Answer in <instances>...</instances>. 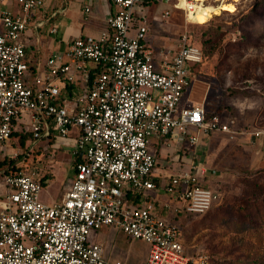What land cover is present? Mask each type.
I'll list each match as a JSON object with an SVG mask.
<instances>
[{"label":"built area","instance_id":"obj_1","mask_svg":"<svg viewBox=\"0 0 264 264\" xmlns=\"http://www.w3.org/2000/svg\"><path fill=\"white\" fill-rule=\"evenodd\" d=\"M152 1L112 0L100 35L75 37L65 50L34 59L26 32L44 0H0V151L12 144L17 158L24 134L33 144L73 134L77 157L71 187L54 204L42 200L33 172L4 175L0 264H113L92 237L105 226L148 242L145 264H218L209 251H187L181 228L161 212L169 203L149 194L158 190L156 143L196 145L208 134L233 132L231 120L205 104L183 103L203 51L184 33L171 58L156 53L150 22L134 14ZM252 134L264 149V129ZM160 186L187 213L207 212L222 195L190 171L166 174Z\"/></svg>","mask_w":264,"mask_h":264},{"label":"rangeland","instance_id":"obj_2","mask_svg":"<svg viewBox=\"0 0 264 264\" xmlns=\"http://www.w3.org/2000/svg\"><path fill=\"white\" fill-rule=\"evenodd\" d=\"M162 1L134 8L135 19L146 16L150 22L151 34L171 33L173 42L169 46L159 45L158 38L154 39L161 51L173 55L184 33L203 51V61L195 69L183 103L205 104L210 112L220 113L233 125L232 133L215 132L196 145L188 141L155 144L158 166L174 174L199 173L203 184L222 194L207 212L187 213L173 208L167 217L181 228L190 253L204 249L218 264H264V149L261 139L252 134L264 129V0H238L234 11L215 13L202 24L189 21L184 9ZM242 129L248 133L234 131ZM46 140H37L40 146L35 147L31 141L25 147L28 139L24 144L20 140L24 148L15 160L37 177L50 175L41 194L54 195L58 192L56 174L57 180L62 176L70 180L75 167L69 166L70 146L63 144L60 148L56 138L50 143ZM7 147L11 152L12 144ZM6 168L0 166V170ZM162 210L166 216L168 208ZM103 232L110 238L103 241L100 235L97 239L103 241L104 255L110 263L122 260L145 264L148 242L129 238L111 226L103 227L100 234Z\"/></svg>","mask_w":264,"mask_h":264},{"label":"crops","instance_id":"obj_3","mask_svg":"<svg viewBox=\"0 0 264 264\" xmlns=\"http://www.w3.org/2000/svg\"><path fill=\"white\" fill-rule=\"evenodd\" d=\"M156 1V0H153ZM197 1V0H195ZM165 4L174 5V8H182L181 0H177L179 4L178 7L175 6L171 0H163ZM7 7L13 6L12 4H6ZM14 8H17L14 6ZM89 8V10H87ZM114 11V6L112 0H44L43 6L36 11L31 19V25L27 29L26 37H27V52L28 55L34 59L42 58L45 59L48 55L63 51L67 48L69 41L78 36L85 35H100L104 30L108 28V18ZM193 16V15H192ZM192 16H189L190 18ZM192 19V18H191ZM192 22H194L192 20ZM199 23V22H195ZM202 24V23H199ZM159 41V45L163 44L164 46H169V42H173V38L171 37V33L169 31L160 32L159 35L151 34V26L148 34V43L153 48V50L158 54L161 52L160 46L154 42V39ZM170 38L172 40H170ZM162 45V46H163ZM176 45V44H173ZM160 51V52H159ZM163 56H167L171 58L172 55L170 52L163 51ZM158 58L160 59L159 55ZM69 89L70 93L77 91ZM213 134V133H212ZM209 135V134H208ZM211 135V134H210ZM204 138V137H203ZM202 138V139H203ZM201 139V141H202ZM29 141L28 140V144ZM55 141H60L58 145L60 148L65 146L71 147V164L69 166L75 167V162L77 157L73 154V147L71 142L75 143L74 135L72 134L70 137H56ZM177 142V140L170 139V142ZM35 147L36 145H32ZM164 146V145H163ZM16 147V145H14ZM13 148V147H12ZM43 148L45 149L44 145ZM14 150L10 152L9 149H4L0 151V157L4 159L6 157L10 158V154ZM53 151V149H52ZM65 152V151H64ZM178 158V157H175ZM72 168V167H71ZM76 169H74V174L70 180L65 178L64 176L58 177L56 174V186L58 192L56 194H46L42 193L41 198L48 204H54L60 202L66 192L70 189L72 180L75 176ZM166 174H174L170 173L167 168L164 166L161 168L157 165L153 180L158 184V190L150 191V195L156 197L159 200V203L168 202L169 207L161 205V212L163 214V208H168L166 212V217L169 215V212L173 208H178L179 211H184L182 208L183 201L175 198H171L165 190L160 186V182L163 176ZM54 175V173H53ZM55 178V176H54ZM51 178V179H54ZM68 180V181H67ZM68 182V183H67ZM163 193H162V192ZM9 192V187L4 179L3 170H0V199L4 197ZM179 207H178V206ZM164 215V214H163ZM165 216V215H164ZM168 218V217H167ZM108 227V226H105ZM103 228V227H102ZM98 229L93 232L92 237L95 241L100 242L102 244L103 241L108 240L110 238L108 232H103L100 234V230ZM99 233V234H98ZM114 234V233H113ZM103 235V241H99L98 236ZM146 262V261H145Z\"/></svg>","mask_w":264,"mask_h":264},{"label":"bare ground","instance_id":"obj_4","mask_svg":"<svg viewBox=\"0 0 264 264\" xmlns=\"http://www.w3.org/2000/svg\"><path fill=\"white\" fill-rule=\"evenodd\" d=\"M238 0H182L183 9H186V16L189 21L204 23L213 14L221 13L229 8L234 11ZM191 5V7H190ZM193 15V16H192ZM189 16H192L191 18Z\"/></svg>","mask_w":264,"mask_h":264},{"label":"trees","instance_id":"obj_5","mask_svg":"<svg viewBox=\"0 0 264 264\" xmlns=\"http://www.w3.org/2000/svg\"><path fill=\"white\" fill-rule=\"evenodd\" d=\"M189 41L191 42V43H193V44H196V43H194V42H192L190 39H189ZM204 57V56H203ZM203 61V60H202ZM202 63V62H201ZM200 63V64H201ZM199 64V65H200ZM195 75V70L193 71V76ZM212 134V133H211ZM29 138L30 139H32L33 138V136H32V134L30 133V134H24V135H21V138H20V140L22 141V143L24 144L25 143V141L28 139L29 140ZM47 141V140H46ZM51 141L50 140H48L47 141V143H50ZM36 146H40V145H38V144H36ZM7 162V163H6ZM5 163H6V165H5ZM0 166H7V168L3 171V174L5 175V174H7V173H11V172H15V171H19V170H25V168L23 167L24 165H20V163L19 162H17L16 160H15V158H9V159H7V158H5L4 160H1L0 161ZM49 178H50V175H45L44 177H40V181L42 182V184L43 185H45V184H47V181L49 180Z\"/></svg>","mask_w":264,"mask_h":264},{"label":"snow or ice","instance_id":"obj_6","mask_svg":"<svg viewBox=\"0 0 264 264\" xmlns=\"http://www.w3.org/2000/svg\"><path fill=\"white\" fill-rule=\"evenodd\" d=\"M228 10H233V9L229 8Z\"/></svg>","mask_w":264,"mask_h":264}]
</instances>
